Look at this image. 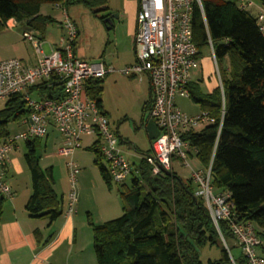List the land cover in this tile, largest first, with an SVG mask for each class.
<instances>
[{"label": "trees", "instance_id": "16d2710c", "mask_svg": "<svg viewBox=\"0 0 264 264\" xmlns=\"http://www.w3.org/2000/svg\"><path fill=\"white\" fill-rule=\"evenodd\" d=\"M201 1L203 12L197 3L193 11L197 57L208 45L210 36L218 64L228 57L230 67L228 72H220L222 89L217 86L206 94L198 83H190V97L208 113L212 122L200 131H186L183 138L189 142L191 157L196 156L203 167L212 163V184L216 192L230 194L234 205L232 219L253 222L264 240V33L257 17L240 8L237 0ZM70 2L84 5L95 15L108 9V0H0V30L14 18L43 39L47 27L56 20L40 12L42 4ZM103 81L104 78L90 79L86 92L107 114L100 98ZM29 91L40 97L59 96L63 84L41 83ZM151 99L150 89L143 125ZM28 111L21 95L7 100L6 107L0 110V141L11 134L9 123L20 121ZM119 137L121 143L127 142L120 134ZM25 144L24 159L33 190L25 207L32 216L43 218L51 225L63 214L62 198L54 187L53 167L43 168L40 164L42 138L26 140ZM90 148L96 154L94 162L103 180L111 189L113 184L98 149V139ZM138 166L139 177L132 178L130 185L122 183V215L99 224L89 217L97 264H202L200 249L206 246H216L222 251V257L209 260V264L230 262L232 246L225 242L233 240L240 247L230 220L219 221L224 242L205 201L196 195L192 178L181 177L173 168L171 174L153 176L144 158ZM4 201L0 200V219ZM35 234L40 242V231L36 230ZM234 262L246 264L242 253Z\"/></svg>", "mask_w": 264, "mask_h": 264}, {"label": "built area", "instance_id": "2783aa9c", "mask_svg": "<svg viewBox=\"0 0 264 264\" xmlns=\"http://www.w3.org/2000/svg\"><path fill=\"white\" fill-rule=\"evenodd\" d=\"M237 1L242 9L248 10L254 5L252 0ZM196 3L203 12L201 0H138L135 61L120 70L137 76L146 74L150 81L152 99L148 116L154 119L159 128V134L151 141L152 152L144 158L152 175L164 174L165 169L172 170L176 159L189 167L190 178L196 185L195 193L205 201L218 230L219 221L230 220L232 233L246 264H264V240L255 224L232 219L234 205L230 194L216 192L212 184V163L208 167H192V150L189 142L183 138L186 131H196L199 125L212 122L206 111L191 115L177 104L178 96L190 97L192 69L198 66V47L193 40ZM65 16L61 46L47 53L43 40L35 32L25 30L22 34L32 45L36 63L28 65L17 57L0 61V100H8L19 94L29 110L20 119L25 128L0 141V200L14 195L7 181L11 152L19 142L45 138L54 128L62 135L58 154L70 158L67 161L71 182L67 212L73 213L78 202L77 175L81 168L72 156L81 146L82 135L90 133L97 136L98 149L106 161L112 182L125 183L129 177H139L140 167L129 159L119 134L111 128L106 114L86 92V83L90 79L104 78L117 68L104 60L92 61L78 56L74 50L78 27L66 13ZM256 17L264 33V9ZM208 42L217 67L218 86L222 89L221 73L210 36ZM52 82L63 84L62 95L40 97L29 91L34 85H49ZM221 237L225 242L222 233Z\"/></svg>", "mask_w": 264, "mask_h": 264}, {"label": "rangeland", "instance_id": "374dc122", "mask_svg": "<svg viewBox=\"0 0 264 264\" xmlns=\"http://www.w3.org/2000/svg\"><path fill=\"white\" fill-rule=\"evenodd\" d=\"M252 1L264 7V0ZM132 2H137L138 5V0H108L106 4L108 9L101 10L97 15L84 5L75 4L73 2L63 4L61 7L54 3H44L42 5H44V13L51 16H58L60 19L65 17L66 11L69 18L77 25L79 34L74 44V50L77 55L83 56L88 60H105L118 69L123 67L127 62H133L135 59L133 38L128 35L125 20L119 17L121 12L130 8ZM248 10L257 12V9L253 7H250ZM107 17L112 18L114 27L106 25L104 20ZM49 27L58 33L64 31V28H61L58 22L50 24ZM20 28H22V26H20ZM18 33L19 35L12 32H9L7 35L6 33H0V61L12 57L20 58L22 55L29 53L30 55H35L33 48L25 41L19 31ZM17 43L21 45V53L15 50L13 46V44ZM45 48L47 53H49L50 51H48L47 45ZM218 66L220 72L223 74L228 72L230 67L229 58L225 57L221 59ZM140 77H143L142 82L139 80ZM192 79L195 83L199 84L201 91L206 94L213 91L212 89H214L216 83L219 85L217 67L215 60L212 58V49L209 43L202 49V54L198 58V66L192 69ZM103 88L100 98L102 99L103 109L107 113L106 116L109 119L110 126L114 131H119L120 135L128 139L129 142L124 149L127 151L129 159L139 164L141 159L150 155L152 152V143L145 126L141 123L144 116L145 103L150 99L149 78L146 74L134 77L132 74L114 71L104 77ZM177 102L182 110L188 114L197 115L203 112L200 104L195 102L191 97L178 96ZM6 105L7 100H0V110H3ZM145 115H149V110L145 112ZM24 127L25 125L20 121L12 120L9 123L11 134L22 130ZM203 127V125H199L196 131H200ZM93 138L94 136H82L81 147L76 150L75 156L73 157L81 166V172L78 174L79 197L82 186H84L86 190H92L91 192H96V189L98 192L99 187H106L105 185H107L100 174L99 167L94 162L96 154L94 150L90 148L92 145L88 146L89 143L93 141ZM61 140L62 135L56 130L50 132L49 138H42V147L39 150L40 164L43 168L52 166L55 183L59 191L64 190L69 192L71 189V182L67 161L70 158L58 154L57 149L59 146L56 142ZM122 145L125 144L122 143ZM135 145L138 150L134 148ZM15 151L18 153L27 169V174L21 179L24 185L23 188H25L27 181L25 177L28 175L30 179V171L24 159V153L26 152L25 142H19V148ZM103 162L106 165L104 159ZM190 164L194 168L203 167L196 156L190 158ZM173 169L181 177H190V168L185 167L180 160H174ZM29 179L28 181H30ZM131 180L132 178L129 177L125 182L126 185H130ZM112 184L110 202L112 205L116 203V205H114L116 209L112 206L111 211L115 210L116 212L108 215L111 219L119 217L123 213L122 198L120 195L123 187L122 183L112 182ZM95 212L97 213V211ZM84 216L86 217V213ZM91 220L94 224L102 222L98 214L95 216V221L93 218H91ZM81 234L84 238L85 245L82 250L76 253L77 264H97L93 248V230L89 224V218ZM226 245L228 247L232 246L230 251L231 261L223 264H235L234 259L239 258L242 250L240 247L235 246L236 244L233 240L226 243ZM221 257L222 251L219 247L206 246L200 249V260L202 264H209V260H219Z\"/></svg>", "mask_w": 264, "mask_h": 264}, {"label": "crops", "instance_id": "0c3cea01", "mask_svg": "<svg viewBox=\"0 0 264 264\" xmlns=\"http://www.w3.org/2000/svg\"><path fill=\"white\" fill-rule=\"evenodd\" d=\"M56 5L61 7L62 4L57 3ZM43 6L44 5L41 6L40 12L44 15H49L43 12ZM252 7L257 9V12L250 11L254 16H256L257 13L260 12L262 9H264L263 6L257 5L256 3H254ZM137 8H138L137 2L136 3L132 2L130 8L128 10H125L124 12H121L119 16L120 18H123V20H125L127 24L128 35L132 36L133 38L134 54H135L134 34L136 29ZM67 16L69 17L68 14ZM52 17L56 20V22L60 23L61 28H64V20L66 16L63 19H60L58 16L55 15H52ZM13 24H16V26L13 27L12 26ZM20 26H22V28H20ZM49 26L46 29L44 38L42 39L44 42L45 51H46L45 48L46 45L49 49L48 51H51L54 48L61 46L62 38L65 34L64 32L65 30L58 33L55 32L54 29H52ZM111 27H114V23L113 26ZM26 29L27 28L24 27V25H22L21 23H18L16 19L11 18L7 21L6 28L0 30V33L2 34L6 33L7 35L9 34V32L10 33L12 32L19 35L18 31L20 32V34H22L23 31H25ZM33 32H35L38 35L36 31ZM25 41L28 42L26 39ZM29 45L32 47L30 43ZM13 46L15 47V50L21 53V47H20L21 45L17 43V44H13ZM80 57L85 58L83 56ZM20 58L28 65H33L36 63V56L30 55V53L22 55ZM133 62L130 63L127 62L124 66L132 64ZM123 67L118 68L117 71L122 72L120 69H122ZM133 76L139 77L137 75H133ZM141 78H142L141 80L139 78L140 82L143 81V77ZM191 82H194L193 79ZM217 86L218 83L214 85V89ZM149 90H150V81H149ZM177 104L179 107H181L178 102ZM53 130L55 129L51 128L50 132H52ZM88 134L90 133H86L84 135L94 136L93 141L90 142L88 145L90 146L97 140V136L95 134H90V135ZM49 135L47 136V138H49ZM123 137L125 138V136ZM61 141L59 142L61 143ZM59 142H56L58 146L60 145ZM128 142L129 141L127 139V142L124 143L125 145H122L123 149L125 146H127ZM136 147L137 146L135 145L134 148ZM18 148H19V144L11 152L10 160L8 164L7 181L11 185L14 191V195L11 198L5 199L3 203V214L0 219V264H77L78 261L76 259L77 258L76 253L82 250L85 245L84 238L81 232L86 227L87 219L90 217L93 218L95 221V216L98 214L99 218L102 219V222H104L111 219L110 216L108 215L116 212L115 210L111 211L112 206L113 208L116 209V206H114L116 205V203L112 205V203L110 202L111 200L110 198L112 196L111 189H109L107 185H105L106 187L104 186L99 187L98 192L97 189L96 192L94 191L91 192L92 190L90 191L88 189L86 190V188L82 186L79 193L80 197L78 196L76 211L73 213H68L67 209L69 205V198H68L69 192L68 191L66 192L64 190L59 191L57 184L55 183L54 184L55 190L57 194L62 198L63 214L59 216L54 222H52L51 225H48L47 220L32 216L25 207L26 202L30 197V195L32 194L33 190L31 184V174H30V179L28 178V175L25 177L27 178L25 184L26 187L23 188L24 185L22 184L21 179L23 178L24 175L27 174L26 171L27 169L24 163L21 161L20 156L15 151ZM75 152L73 153L72 156L73 160H74L73 157L75 156L74 155ZM75 162L81 168L80 164L77 161ZM28 179L30 181H28ZM77 193H78V175H77ZM95 211H97V213ZM85 213H86V217L84 216ZM36 230H39L41 233L40 242L38 241L37 236L35 234Z\"/></svg>", "mask_w": 264, "mask_h": 264}, {"label": "water", "instance_id": "95a60500", "mask_svg": "<svg viewBox=\"0 0 264 264\" xmlns=\"http://www.w3.org/2000/svg\"><path fill=\"white\" fill-rule=\"evenodd\" d=\"M104 21H105V23L108 24L109 27H111L113 25V20L111 17H107ZM144 126H145L147 133H148L150 141H152V139L157 137V135L159 134V128L157 127V124L155 123L153 118H151L150 116H147V118L145 119ZM164 171L166 174L172 173L171 170L165 169Z\"/></svg>", "mask_w": 264, "mask_h": 264}]
</instances>
